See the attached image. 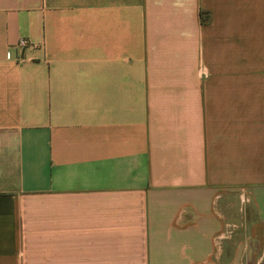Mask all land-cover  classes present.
<instances>
[{"label": "crops", "instance_id": "1", "mask_svg": "<svg viewBox=\"0 0 264 264\" xmlns=\"http://www.w3.org/2000/svg\"><path fill=\"white\" fill-rule=\"evenodd\" d=\"M0 264H264V0H0Z\"/></svg>", "mask_w": 264, "mask_h": 264}, {"label": "built area", "instance_id": "2", "mask_svg": "<svg viewBox=\"0 0 264 264\" xmlns=\"http://www.w3.org/2000/svg\"><path fill=\"white\" fill-rule=\"evenodd\" d=\"M26 43H27V40L24 37H20L17 40V44L19 46H23ZM240 200L241 201H246L247 200L246 194L243 192V190H240ZM229 232H230V230L226 229V230H223V231H221V232H219V233L214 235V237H213V245L215 246V248H217V246H218L219 239L221 237L226 236L227 234H229Z\"/></svg>", "mask_w": 264, "mask_h": 264}, {"label": "rangeland", "instance_id": "3", "mask_svg": "<svg viewBox=\"0 0 264 264\" xmlns=\"http://www.w3.org/2000/svg\"><path fill=\"white\" fill-rule=\"evenodd\" d=\"M240 207H241V203H240Z\"/></svg>", "mask_w": 264, "mask_h": 264}]
</instances>
